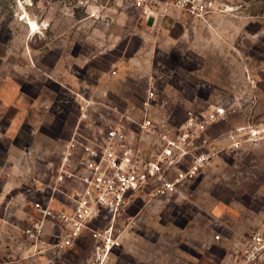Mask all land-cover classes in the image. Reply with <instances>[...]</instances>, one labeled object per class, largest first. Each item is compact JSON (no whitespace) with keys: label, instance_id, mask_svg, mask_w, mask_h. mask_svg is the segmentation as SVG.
Segmentation results:
<instances>
[{"label":"rangeland","instance_id":"obj_1","mask_svg":"<svg viewBox=\"0 0 264 264\" xmlns=\"http://www.w3.org/2000/svg\"><path fill=\"white\" fill-rule=\"evenodd\" d=\"M229 2L231 11L201 20L175 8L148 19L119 0H0V91L19 82L48 106L39 130L57 142L76 125V93L139 116L154 88L153 119L165 129L182 126L190 110L225 108L206 131L210 161L178 194L140 192L115 219L104 211L94 223H113L119 244L109 253L98 255L86 232L22 264H228L264 216V0ZM3 106L0 95L5 164L15 110Z\"/></svg>","mask_w":264,"mask_h":264},{"label":"built area","instance_id":"obj_2","mask_svg":"<svg viewBox=\"0 0 264 264\" xmlns=\"http://www.w3.org/2000/svg\"><path fill=\"white\" fill-rule=\"evenodd\" d=\"M119 1L148 19L175 8L207 20L234 8L229 0ZM76 96L79 116L59 162L38 159L20 175L18 185L0 186V264H22L50 250L64 251L86 232L98 255L109 253L119 242L113 223L94 227L103 212L110 211L115 219L140 192L178 194L210 161L212 154L203 149L209 142L206 131L225 114V108L201 116L190 110L182 126L165 129L153 119L154 88L148 90L139 116L92 94ZM234 139L238 148L240 141L236 135ZM231 256L228 264H264V216L241 236Z\"/></svg>","mask_w":264,"mask_h":264},{"label":"crops","instance_id":"obj_3","mask_svg":"<svg viewBox=\"0 0 264 264\" xmlns=\"http://www.w3.org/2000/svg\"><path fill=\"white\" fill-rule=\"evenodd\" d=\"M76 88L81 90L86 86L81 85L80 88ZM0 95L3 107L15 110V115L11 116L12 122L9 127V131L13 132L7 133L8 137L13 138V142H7L4 146L5 164L0 162V186L11 188L20 183V175L32 169L36 160L45 162L50 159L49 157L56 155L59 161L64 141L57 142L52 135L39 130L40 123L48 121L46 116L48 106L42 105L39 99L23 89L22 84L17 82L11 87L6 86L1 89ZM24 124L31 127V134L28 136H24V133L20 131ZM26 138L32 141V145L27 151L22 149L21 143H18Z\"/></svg>","mask_w":264,"mask_h":264},{"label":"bare ground","instance_id":"obj_4","mask_svg":"<svg viewBox=\"0 0 264 264\" xmlns=\"http://www.w3.org/2000/svg\"><path fill=\"white\" fill-rule=\"evenodd\" d=\"M29 27L32 30H36L38 28V23L33 20H30Z\"/></svg>","mask_w":264,"mask_h":264}]
</instances>
